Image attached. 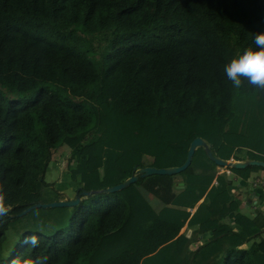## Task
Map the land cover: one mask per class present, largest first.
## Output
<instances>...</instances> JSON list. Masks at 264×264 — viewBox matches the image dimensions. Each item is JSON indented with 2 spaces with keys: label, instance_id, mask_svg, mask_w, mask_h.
I'll return each mask as SVG.
<instances>
[{
  "label": "trees",
  "instance_id": "16d2710c",
  "mask_svg": "<svg viewBox=\"0 0 264 264\" xmlns=\"http://www.w3.org/2000/svg\"><path fill=\"white\" fill-rule=\"evenodd\" d=\"M260 32L264 0H0V264H264V238L244 249L264 218L231 194L264 168L219 173L201 147L180 174L82 195L125 182L146 156L182 166L196 138L222 160L264 161V89L224 74ZM62 148L64 187L46 179ZM67 189L78 205L22 215ZM143 190L175 208L156 213ZM186 224L199 228L177 237Z\"/></svg>",
  "mask_w": 264,
  "mask_h": 264
},
{
  "label": "crops",
  "instance_id": "0c3cea01",
  "mask_svg": "<svg viewBox=\"0 0 264 264\" xmlns=\"http://www.w3.org/2000/svg\"><path fill=\"white\" fill-rule=\"evenodd\" d=\"M143 161H144V164L147 166L152 162L151 159L150 160L144 159ZM52 166L54 167V165H52ZM219 173H222V171L221 172L219 171ZM48 174H49V172H48ZM48 174H47V176H48ZM254 178H264V171L252 173L249 181L246 182L245 184L242 183L240 178H234L233 184L231 187V194L240 203V213L241 214H243L249 218H254L257 215L263 216V218H264V187H262V186L254 187L252 185V182H253L252 180ZM48 182L55 183V180L53 179L52 181H48ZM176 183H177L176 185L178 188H182L184 185L180 181V179L176 180ZM143 194H144L146 200L148 201V203L151 205V207L156 211V213L162 212V210L164 208H172V209L175 208L174 205L163 204L158 198H156L154 195L149 194L145 190H143ZM70 198H72V197H70ZM199 203H201V201ZM195 210L196 209H192V210H189V212L191 214H193L195 212ZM172 216L176 217V213L170 211L169 209L167 212L166 211L164 212L165 218L170 219ZM161 228H162V226L160 225L159 229H161ZM197 228H199V227L196 226L193 228V227L188 226V224H186V225H184V227H182L180 229L177 237L180 235H184L187 239H190L193 231L196 230ZM235 228H234V230H237ZM210 235H211V233L208 232L205 235L198 236L197 241L189 246V250L192 253H195V251L199 247L204 245V243L208 240ZM261 238H264V234L262 237L252 240L250 243H248L244 247V249H248L249 246L253 242H257V243L260 242Z\"/></svg>",
  "mask_w": 264,
  "mask_h": 264
},
{
  "label": "water",
  "instance_id": "95a60500",
  "mask_svg": "<svg viewBox=\"0 0 264 264\" xmlns=\"http://www.w3.org/2000/svg\"><path fill=\"white\" fill-rule=\"evenodd\" d=\"M205 148L206 150H208V157L213 160L219 167L223 168V169H245L248 166H258L261 168H264V161H234V160H222L219 157H217L216 155H214L211 151H209V145L202 139V138H196L192 141L189 150H188V154H187V158L185 163L182 166L179 167H172V168H164V169H157L151 166H146L143 168H140L138 170L135 171L134 175L129 178L128 180H126L125 182L113 186L111 188H107L104 189L102 191H90V192H83L82 195L84 198H87L91 195H95L97 193H116L119 192L121 190H123L124 188L130 186L131 184H134L135 182L138 181V179L140 177L145 178V177H149L152 175H177L180 174L181 172H183L184 170H186L193 159V156L195 154V151L198 148ZM82 201V197L76 196L74 199H70V200H64V201H59V202H54V203H47V204H42V203H38L33 205L32 207L28 208L22 215H25L27 213H29L31 210L33 209H37V208H57V207H73L75 205H78L80 202Z\"/></svg>",
  "mask_w": 264,
  "mask_h": 264
},
{
  "label": "clouds",
  "instance_id": "9594fccd",
  "mask_svg": "<svg viewBox=\"0 0 264 264\" xmlns=\"http://www.w3.org/2000/svg\"><path fill=\"white\" fill-rule=\"evenodd\" d=\"M254 44V48L230 59L224 65V74L234 85L239 86L241 78H246L249 84L264 89V32L254 35ZM6 212L7 208L0 206V215Z\"/></svg>",
  "mask_w": 264,
  "mask_h": 264
},
{
  "label": "rangeland",
  "instance_id": "374dc122",
  "mask_svg": "<svg viewBox=\"0 0 264 264\" xmlns=\"http://www.w3.org/2000/svg\"><path fill=\"white\" fill-rule=\"evenodd\" d=\"M81 28H82L81 24L78 21H76L75 22V33H74L75 37L83 38L85 36V34L82 32ZM144 159L150 160L151 158L146 156V157H144ZM67 160H68V152L63 148L60 150L59 153L54 154V157H53L54 167H52L50 169L49 174L46 178L47 181H52L53 179L55 180V183H59L60 181H62V183H60V185L62 187L65 186L64 182H67V179H66V177L64 178V176L67 174V172H66ZM218 170L220 172L221 171L225 172L227 169L219 168ZM65 196H68L69 200L74 199L75 192L70 190V189H67L66 191H64V197ZM70 197H72V198H70Z\"/></svg>",
  "mask_w": 264,
  "mask_h": 264
},
{
  "label": "built area",
  "instance_id": "2783aa9c",
  "mask_svg": "<svg viewBox=\"0 0 264 264\" xmlns=\"http://www.w3.org/2000/svg\"><path fill=\"white\" fill-rule=\"evenodd\" d=\"M231 160H233V158H232ZM225 172H226L228 175L231 174V172L228 171V170H226ZM252 181H253V182H252V185H253L254 187H259V186L264 187V178H255V179H253Z\"/></svg>",
  "mask_w": 264,
  "mask_h": 264
}]
</instances>
